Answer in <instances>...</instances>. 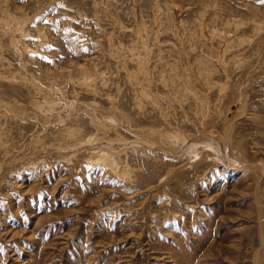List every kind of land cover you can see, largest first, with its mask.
<instances>
[{"label": "rangeland", "instance_id": "rangeland-1", "mask_svg": "<svg viewBox=\"0 0 264 264\" xmlns=\"http://www.w3.org/2000/svg\"><path fill=\"white\" fill-rule=\"evenodd\" d=\"M0 264H264V0H0Z\"/></svg>", "mask_w": 264, "mask_h": 264}, {"label": "bare ground", "instance_id": "bare-ground-1", "mask_svg": "<svg viewBox=\"0 0 264 264\" xmlns=\"http://www.w3.org/2000/svg\"><path fill=\"white\" fill-rule=\"evenodd\" d=\"M219 150V149H218Z\"/></svg>", "mask_w": 264, "mask_h": 264}]
</instances>
